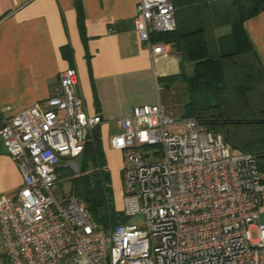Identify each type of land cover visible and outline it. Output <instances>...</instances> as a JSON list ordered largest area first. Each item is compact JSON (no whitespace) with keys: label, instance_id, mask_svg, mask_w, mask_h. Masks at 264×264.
Listing matches in <instances>:
<instances>
[{"label":"built area","instance_id":"built-area-1","mask_svg":"<svg viewBox=\"0 0 264 264\" xmlns=\"http://www.w3.org/2000/svg\"><path fill=\"white\" fill-rule=\"evenodd\" d=\"M152 63L167 54L153 32L177 26L172 0H139L134 18ZM102 122L85 109L76 67L60 72L46 106L6 117L0 137L22 174L0 195V264H264V174L220 133L175 116L161 101L136 105L110 138L123 153L121 211L142 223L98 227L73 194H52L62 162L80 156ZM255 231V235H253Z\"/></svg>","mask_w":264,"mask_h":264},{"label":"crops","instance_id":"crops-1","mask_svg":"<svg viewBox=\"0 0 264 264\" xmlns=\"http://www.w3.org/2000/svg\"><path fill=\"white\" fill-rule=\"evenodd\" d=\"M138 1L80 0L83 35L76 0H0V124L33 104L46 106L60 72L76 67L86 111L102 117L98 126L118 210L123 153L110 144L120 130L117 120L136 105L163 102V90L178 82L169 85L167 77L194 73V62H183L173 42L153 35L152 43L166 44L168 52L152 63L134 25ZM244 27L264 63V11L248 18ZM229 32L228 25L216 28L219 37ZM185 100L184 95L182 107ZM22 181L0 137V195L14 193Z\"/></svg>","mask_w":264,"mask_h":264},{"label":"trees","instance_id":"trees-1","mask_svg":"<svg viewBox=\"0 0 264 264\" xmlns=\"http://www.w3.org/2000/svg\"><path fill=\"white\" fill-rule=\"evenodd\" d=\"M172 1L176 28L152 35L173 42L183 62H194L192 76L165 79L169 85L184 83L183 116L220 133L232 147L252 153L264 174V63L244 27L248 18L264 11V0ZM76 6L84 35L80 0ZM222 25L230 26V32L219 37L216 28ZM80 157L81 171L71 178L70 194L84 203L98 227L128 222L130 218L115 205L100 126L92 129Z\"/></svg>","mask_w":264,"mask_h":264},{"label":"rangeland","instance_id":"rangeland-1","mask_svg":"<svg viewBox=\"0 0 264 264\" xmlns=\"http://www.w3.org/2000/svg\"><path fill=\"white\" fill-rule=\"evenodd\" d=\"M181 81H178L176 85H172L171 89H165L162 92L163 102L162 105L166 110L172 113L176 118V124L172 127L173 132H181L183 130V125L186 122L187 118L183 116V107L182 99L184 97L185 88L184 83L181 84ZM186 97V96H185ZM171 107L173 111H170L168 107ZM82 157L69 158L62 162L60 168L58 169V179L55 185L52 187V194L55 197L56 201L59 204H63L64 198L68 196L71 190V178L80 173L82 167ZM123 168V167H122ZM113 182V181H112ZM119 203V202H118ZM117 203V204H118ZM119 205V204H118ZM260 209V218L259 221H264V203L259 207ZM130 221L142 223L143 216H133L130 218ZM253 231V235H255Z\"/></svg>","mask_w":264,"mask_h":264}]
</instances>
